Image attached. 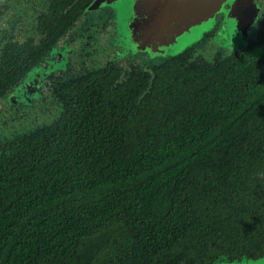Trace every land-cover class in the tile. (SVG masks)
Listing matches in <instances>:
<instances>
[{
  "label": "trees",
  "instance_id": "16d2710c",
  "mask_svg": "<svg viewBox=\"0 0 264 264\" xmlns=\"http://www.w3.org/2000/svg\"><path fill=\"white\" fill-rule=\"evenodd\" d=\"M19 10L0 2V123L70 23L28 35ZM184 56L123 82L96 70L62 86L51 126L0 135V264L264 257V25L213 68Z\"/></svg>",
  "mask_w": 264,
  "mask_h": 264
},
{
  "label": "flooded vegetation",
  "instance_id": "af4514ba",
  "mask_svg": "<svg viewBox=\"0 0 264 264\" xmlns=\"http://www.w3.org/2000/svg\"><path fill=\"white\" fill-rule=\"evenodd\" d=\"M5 1L0 0L2 3ZM13 1L21 8L19 14L27 18L23 27L28 35L40 27L37 20H43L44 16L52 18V13H59L62 19H70V23L62 38L48 49L14 91L9 92V97L2 105L4 121L0 123H6L4 129L1 128L4 132L0 134L4 138L15 135V126L20 134L51 126L61 113L59 104L55 105L54 99H63L62 86L84 80L85 76L96 70L112 69L114 75L123 82L139 74H151L155 67L170 59H179L183 54L186 55V65L201 63L213 68L252 43L264 25V0H253L257 15L255 22L248 27L247 43L240 44L233 50L227 46L222 47L217 42V35L225 34L226 31L231 34L241 33L236 30L238 23L230 16V11L233 10V0H230L214 14L210 22L195 16L199 18L195 22H200L189 34H201L197 42L178 55L156 56L148 50L138 48L142 36L155 33L152 29L165 20H175L176 9L180 7V3L191 4L196 0H129V17L125 25L121 26L117 23L114 5L122 0H110L111 3L101 5L96 4L97 0ZM168 33L174 31L169 30ZM199 45L213 48L212 57H207L204 53L193 55L190 50L199 52ZM27 80L28 83L25 84Z\"/></svg>",
  "mask_w": 264,
  "mask_h": 264
},
{
  "label": "water",
  "instance_id": "95a60500",
  "mask_svg": "<svg viewBox=\"0 0 264 264\" xmlns=\"http://www.w3.org/2000/svg\"><path fill=\"white\" fill-rule=\"evenodd\" d=\"M228 1L230 2V0H211L209 2L196 0V2L191 4L185 2L180 3V7H177L178 10L176 9V19L172 21L165 20L161 22L160 25L155 26L154 29H152L155 33L150 32L145 36H142L138 48L145 51L148 50L151 54L156 56H169L181 53L201 36V34H189L190 30L200 22H195L196 19H199L196 17L203 18L205 21L210 22L211 19H213L214 14L218 12ZM104 3H111V1H96L97 5ZM235 5L236 0H233L231 5L233 10L230 11V16L234 18L232 20H235L238 23L239 27H236V30H239L241 33L231 34V32L226 31L225 34L217 35L218 44L222 47L228 46L229 49L239 46L240 44L247 43L248 27L255 22L257 15L256 8L253 5V0H243V4L241 5V14L237 10L239 0H237V5ZM171 12L173 13V11ZM167 29L174 31V33H168L169 30ZM27 83L28 80L25 84ZM215 264H264V257L258 260L248 258H243L241 260L221 259Z\"/></svg>",
  "mask_w": 264,
  "mask_h": 264
},
{
  "label": "rangeland",
  "instance_id": "374dc122",
  "mask_svg": "<svg viewBox=\"0 0 264 264\" xmlns=\"http://www.w3.org/2000/svg\"><path fill=\"white\" fill-rule=\"evenodd\" d=\"M129 5H131V3L129 2V0H126V3H125V0H122L121 2H118L116 5H114V8L116 9V11H117V19H118V21H117V23H118V25L119 26H121L122 24L123 25H125V23H126V21L128 20V17H129V13H130V11L128 10V6ZM131 10H132V6H131V8H130ZM201 38V37H200ZM199 38V39H200ZM198 39V40H199ZM198 40H196V41H194V42H197ZM193 42V43H194ZM205 47V45H199L198 46V48H199V52H197V51H194L193 49H191L190 51H191V53L193 54V55H198V54H203L204 53V55L205 56H207V57H212V55H213V52L214 51H212L213 50V48H209L208 49V47H205V49H204V51H203V48ZM228 47V46H227ZM234 48H237V46H235V47H233L232 48V50L234 49ZM228 49H229V47H228ZM183 50V49H182ZM231 50V49H230ZM183 52V51H182ZM181 52V53H182ZM178 54H180V53H178ZM178 54H175V55H178ZM175 55H170V56H175ZM222 56H223V54H222ZM12 98H14V96H12ZM15 130H18V128H16V126H15ZM21 132H22V130H21Z\"/></svg>",
  "mask_w": 264,
  "mask_h": 264
},
{
  "label": "snow or ice",
  "instance_id": "6c2138e0",
  "mask_svg": "<svg viewBox=\"0 0 264 264\" xmlns=\"http://www.w3.org/2000/svg\"><path fill=\"white\" fill-rule=\"evenodd\" d=\"M243 4V0H239V6H238V12L241 14V11H242V9H241V5ZM236 5H237V0H236ZM235 5V6H236Z\"/></svg>",
  "mask_w": 264,
  "mask_h": 264
}]
</instances>
